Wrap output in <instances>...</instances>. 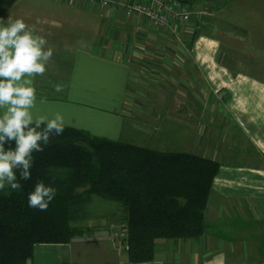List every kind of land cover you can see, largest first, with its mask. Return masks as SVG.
<instances>
[{
	"label": "crops",
	"instance_id": "crops-1",
	"mask_svg": "<svg viewBox=\"0 0 264 264\" xmlns=\"http://www.w3.org/2000/svg\"><path fill=\"white\" fill-rule=\"evenodd\" d=\"M221 1L209 0V22L160 30L119 8L0 0V19L23 18L54 49L34 78V115L59 112L66 127L117 141L129 127L143 148L220 164L202 237L158 240L154 260L141 264H264V51L254 50L259 29L242 23L246 0ZM33 255L32 264H136L110 242L40 244Z\"/></svg>",
	"mask_w": 264,
	"mask_h": 264
},
{
	"label": "trees",
	"instance_id": "trees-1",
	"mask_svg": "<svg viewBox=\"0 0 264 264\" xmlns=\"http://www.w3.org/2000/svg\"><path fill=\"white\" fill-rule=\"evenodd\" d=\"M219 169L217 161L199 155L158 152L65 127L63 134L50 135L42 152L33 153L31 179L21 180L17 170L21 188L0 190V264H32L36 245L69 244L102 228L82 225L95 196L118 202L113 222L129 226V261L152 262L158 240L205 233ZM38 180L56 191L47 211L28 205Z\"/></svg>",
	"mask_w": 264,
	"mask_h": 264
},
{
	"label": "clouds",
	"instance_id": "clouds-1",
	"mask_svg": "<svg viewBox=\"0 0 264 264\" xmlns=\"http://www.w3.org/2000/svg\"><path fill=\"white\" fill-rule=\"evenodd\" d=\"M53 52L46 36L35 33L23 18L8 17L6 23L0 19V190L21 188L17 170L21 180L31 179L33 153L44 150L51 134L61 135L65 130L61 113L53 118L33 113L34 78L45 74ZM54 88L62 92L64 86L57 83ZM42 125L43 130H38ZM12 141L15 147L5 150V144ZM55 195L53 187L38 180L28 193V205L47 211Z\"/></svg>",
	"mask_w": 264,
	"mask_h": 264
},
{
	"label": "built area",
	"instance_id": "built-area-1",
	"mask_svg": "<svg viewBox=\"0 0 264 264\" xmlns=\"http://www.w3.org/2000/svg\"><path fill=\"white\" fill-rule=\"evenodd\" d=\"M75 5H94L121 9L128 16L136 15L146 19L150 25L160 30H166L190 24L193 11L182 0H67ZM199 16L208 15L206 11ZM129 226L123 221H114L102 228L85 233L73 239V242L102 243L110 242L119 254L129 251Z\"/></svg>",
	"mask_w": 264,
	"mask_h": 264
},
{
	"label": "rangeland",
	"instance_id": "rangeland-1",
	"mask_svg": "<svg viewBox=\"0 0 264 264\" xmlns=\"http://www.w3.org/2000/svg\"><path fill=\"white\" fill-rule=\"evenodd\" d=\"M40 0H18V3L16 6L20 7H25L26 9L32 10L33 9V5H38V6H42L41 4H39ZM201 1V2H199ZM208 2L209 0H186V5L189 7L190 11H193V19L196 18H200L199 17V13L206 11L208 13V15H205L202 20H200V22H209V20L211 18L210 17V10L208 7ZM200 4L203 6H200ZM221 4L223 5V0L221 1ZM245 8H247V11L250 13L249 16H247L245 19H243L244 21H242L243 25L247 28H252L253 30L255 29H259V31L257 30L255 32L254 35V39L257 42H261L259 44H256L254 46V50L255 53L258 51V53H261L264 51V0H246L245 1ZM221 5V6H222ZM197 7V8H195ZM194 8V9H193ZM25 9V10H26ZM39 9V8H38ZM37 9V10H38ZM212 13H214V11H211ZM196 17V18H195ZM216 17L218 18H223L226 20V15L224 13H218L216 14ZM234 21H237L238 18L236 16L233 17ZM241 23V24H242ZM183 28V27H182ZM184 29V28H183ZM187 29V28H185ZM193 40H188L187 42V46L192 42ZM226 51V53L228 52V46L224 47ZM254 52V51H253ZM258 58H261L259 56H256ZM64 84V83H63ZM64 86V85H63ZM136 86V85H134ZM137 89H139L138 92L141 91V87H136ZM65 90V88H64ZM129 92V91H128ZM130 93V92H129ZM63 99H67V95L65 94ZM129 142V143H136L138 145L139 142V138L137 136V133L135 132V135H131L130 134V128L128 127V129L126 128V135L124 136L123 140H121V142ZM93 203L89 206V212H90V218L88 221L84 222L82 225H89V224H96L99 219L100 221H104L106 218L105 214H111L113 213L119 206L118 202L115 201H107L103 198H99L97 196H95L93 198ZM99 221V222H100ZM99 228V227H97Z\"/></svg>",
	"mask_w": 264,
	"mask_h": 264
}]
</instances>
